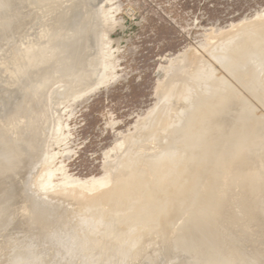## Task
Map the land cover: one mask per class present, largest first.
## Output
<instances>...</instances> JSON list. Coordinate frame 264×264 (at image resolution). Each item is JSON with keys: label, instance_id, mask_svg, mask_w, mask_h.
I'll return each instance as SVG.
<instances>
[{"label": "rangeland", "instance_id": "rangeland-1", "mask_svg": "<svg viewBox=\"0 0 264 264\" xmlns=\"http://www.w3.org/2000/svg\"><path fill=\"white\" fill-rule=\"evenodd\" d=\"M209 1L104 0L98 6L104 5L109 19L107 45L103 50L92 46L91 59L81 45L99 0H78L76 7L73 0H14L7 7L0 5V152L4 154L0 153V264H226L228 258L236 264H264V65L256 67L252 61L249 69L252 72L254 65L258 72L262 69L255 75L263 87L262 91L255 86L261 91L257 99L210 56L216 52L211 49L216 41L254 19L255 23L264 20V0H216L212 7ZM87 56L90 63L86 69L83 63ZM176 56L184 63H193V68L190 63L188 68L185 64L178 68ZM195 58L199 63H194ZM97 61L99 66L105 64L103 80L73 95L74 90H68L67 85L88 86L93 76L87 72L93 73ZM199 64L226 78V91L241 100L243 106L240 104L236 112L246 118L238 117V121L245 123L240 126L250 134L243 140L244 146L227 159L216 153L204 158L206 150L214 151V141L227 129L228 121L209 131L205 146L194 158L206 173L192 197L188 198L190 184L185 179L188 170L175 182L180 192L154 213L165 221L164 230L162 226L149 230L137 225L141 230L134 235L139 233L140 238L135 236L139 242L132 247L104 237L101 230L85 237L75 212L90 215L91 209L52 190L69 191L71 187L72 192L74 186H87L92 177H103L93 184V192L106 185L103 165L117 161L122 151L125 154L128 150H124L127 136L137 126V132L141 131L143 117L156 105V93L162 91L159 84L178 75V69L190 75L202 71L205 67ZM176 65L177 71L173 69ZM63 88L72 96L62 97ZM123 138L125 144L116 149ZM141 143L144 141L134 142L131 149L137 150V144L141 148ZM39 180L46 185L44 190H40ZM171 192H161V199H171ZM208 197L211 204L203 205L206 215L196 222L191 213ZM178 203L185 209L172 206ZM111 214L104 213L106 218ZM207 226L219 232L210 242L197 237L178 245L177 240L185 234H198Z\"/></svg>", "mask_w": 264, "mask_h": 264}, {"label": "bare ground", "instance_id": "bare-ground-1", "mask_svg": "<svg viewBox=\"0 0 264 264\" xmlns=\"http://www.w3.org/2000/svg\"><path fill=\"white\" fill-rule=\"evenodd\" d=\"M13 1L14 0H0V3H3L0 5L3 7L5 6L7 7L8 5H11L9 3ZM77 2L78 0H73V4L75 7L78 6ZM103 2L104 0H99L98 4H96L93 10L94 19H90L91 23L88 28V33L85 37H83L84 40L82 41L83 45H81V47L85 50L86 52L85 54L89 55V58L93 51L92 46H94V50L96 46H98L101 50H103L107 45V40H106L107 35L106 34L109 28V19L106 15L104 5L98 6L99 4H103ZM250 22L251 23H248V24L246 23L247 26L242 25L240 29L236 30V32H233L226 37L224 34L226 33L228 34L229 31L227 30V32H223V37L225 38H223L220 41H216L214 44L211 45L212 46L211 49L215 50L216 52L210 56L211 57L213 56L214 59L220 63L221 67L228 70L230 74L239 83H241V85H243L244 88L249 93H252L255 96V98L257 97L260 98L259 96L260 94L258 93H261V91H259V89L261 88L262 90L264 86L261 87L262 82H258L257 80L258 77L256 78L255 75L257 74L256 72H258L256 67H260L264 65V20L262 21L259 20V22L255 23V19H254L253 22L252 21ZM249 24H252V25L249 26ZM98 25H99V28H98ZM92 29L94 30L92 31ZM232 29H234V25ZM210 33L212 32H209L208 34L212 35ZM92 37L95 38V41L93 43L91 42L94 40L92 39ZM218 37L216 36V38L219 40ZM99 48L97 52L99 51ZM182 53L184 55V52ZM99 54H101V52H99L97 56H100ZM179 57L175 59L176 62H178ZM196 59L197 58H195V62H194L195 64L197 61ZM89 61L90 60H88V56H87V58L84 60V63H83L86 69H87V65L90 63ZM172 61L174 62V59ZM199 61L200 59L197 62L199 63ZM252 61H255L256 63L255 65L257 66L255 67L254 65V68L257 71L254 68L253 69L255 71L254 70L252 71V69H251L252 72L249 71V69L252 67L251 65ZM184 62L185 61L181 58V60H179V63H176L180 65L178 66V68L180 67L182 69L181 64L183 65L185 64L184 68L189 66L190 61L188 63H184ZM96 63L98 65H96L95 67L96 69L93 70L94 74L91 73L92 71L90 70L89 72H87L89 77L93 76L92 80L90 78L92 82H90L89 80L88 86L87 85L85 87L81 86L80 88V87H76L75 85H67L68 86L67 88H69L68 90L70 91L74 90V91H71L73 95L74 93H76L75 92L76 90L78 92L80 91V93L81 91H87L90 88L94 87L95 85L99 84L103 80V76L105 74L104 73L105 64L102 62L99 66L100 62L98 63L97 61ZM192 64L190 65V67L194 66V64L193 65ZM201 66L205 67L202 64ZM178 68L176 65L175 68L173 69L174 70L176 69L175 71H177ZM260 69L258 73L261 74V70L264 69V66L262 67L261 70ZM194 70L196 71L195 68ZM185 72L183 71L181 73V71L179 72V69H178L177 73L175 72L176 74L179 73L178 75H176L174 78H171V80L170 78L168 79V77L170 76L168 75L167 79L169 81L165 82L164 85L162 86L159 84V86L161 87L160 89L162 91L160 92L159 95H158L159 91L158 93H156L158 96L157 97L158 101L156 105L154 104L155 106L151 110H149L148 113H146L147 115L143 117L142 119L143 122L141 124V131L143 128L144 132L143 131L137 132V130H140V129H137L138 127L137 124L139 123L137 121L138 122L136 124L137 127L135 126L136 132L133 130L134 132L132 131L131 134L128 133L129 134L128 136L126 134L127 144L125 145L126 148L124 150L126 149L128 150L125 152V154L122 151V155H121L122 158L119 157V159L121 158L120 160L118 159L119 161L117 160L113 162L112 160H109L110 162L107 161L106 164L103 165L104 168L106 169V174L104 178L108 180L106 185H104L100 189L93 192L94 191V187H92L93 184L96 182H99L103 177H92L88 180V184H86L87 186H78L77 189L74 186L75 188L73 187L72 192H71V187L69 191L63 188H62L63 190H61L60 188H59L60 190L58 189L52 190L53 193L60 191L58 192L59 193L58 196H61L64 198H70L79 204L83 203L87 207V209H91L90 215H85V214L79 215L78 212H75L76 215L79 216L77 225L80 226V228L85 232L86 234L85 237H87L88 234L90 233L101 230L103 231L102 235L104 237L112 238L120 244H126L127 246L132 247V246H135L139 242L138 238H140V236H138L139 233L138 235H134L136 233V232L134 233V231L141 230V229H136L137 225H140L142 228L148 227V229L157 228L158 226H162L160 227V229L164 230L165 227L163 226V222L165 221L163 220L162 222V220L160 219V215L158 213L156 214L154 213L159 210V207L161 204L166 206L168 202H172V199H174L175 195H177L180 192V185L175 182L177 180V177L180 174H183V173L186 174L188 170L190 171V174L187 175L185 179H186V182L190 184L188 188L190 195L188 194V198L192 197V192H194L197 189L198 182L202 181V178L205 176V173H206V169L205 167H203V164L196 162L197 160H194V158L197 152L199 151V149L205 146L204 144L206 143V136L208 135L209 131L211 129H215L218 125H221L223 122L228 121L227 126L224 127L227 129L221 132V134L217 136V140L214 141V151L206 150L205 154L203 155L204 158H209L213 156V154L216 153L218 156L221 157V159H227L228 157L233 156L234 154L238 153V151H240L241 148L244 146L243 140L245 139L247 135H250V134L249 132L245 131V126H244V129L241 128L240 126V124L243 126V124L245 125V123H240L238 121L240 120L239 118L245 117L243 113L236 112V108L242 102H240L241 101L240 99H237V97L232 91L231 92L229 91L230 93L228 92V90L226 91V87L228 84L226 82V78L222 77V75L216 76L214 71L211 68H209L208 65H206V67L202 71L199 70L193 75H190V72L189 73L187 72L188 73L187 75L185 74ZM262 73L264 74V70H262ZM247 75L248 77H246ZM200 78L203 79V82L202 80H200ZM199 80L201 84H199L200 83ZM197 83L199 84L198 86L196 85ZM259 83H260V86L258 85ZM255 86H258L259 89L258 87L256 88ZM65 88H63V92ZM57 92H54V95L59 94V91ZM65 92L63 96L61 95L62 93L60 92L61 93L60 95L64 98L66 94ZM72 94L67 93L66 95L72 96ZM261 99H262V103H264L263 102L264 98L262 97ZM241 106H243V104H241ZM27 108L29 109V106ZM23 110L24 111L22 112H25V109ZM235 118H238L237 122L239 124L233 121V119ZM24 124L25 122L21 124V126H23ZM18 126L20 125L18 124ZM10 129L13 130V128H10ZM53 130H55V128ZM2 133H3V130H2ZM137 140L139 141V143L140 141L141 142L144 141L147 147H145L144 143H141L143 144L144 147L142 146L140 148L139 147L140 145L137 144L139 149L138 148L137 150L131 149L133 148V146H136L133 144L134 142L138 143ZM148 141H150V143L147 144ZM4 143L7 144L6 142ZM124 144L125 142L123 138V143L118 144L117 147H115V145L113 147H115L116 149L117 148L120 149L122 148ZM149 144H152V145L149 146ZM127 145H130V146L133 145V146L128 148ZM28 151H29V148H28ZM9 152L11 151L9 150ZM2 154L3 153H1V155ZM45 154L46 152L43 153V156L41 158L40 169L42 170H44V167L42 168V165L44 164V161H45ZM48 157H51V155ZM51 159H53V156ZM49 161H50V158H49ZM10 169H11V166H10ZM2 170H5V169H2ZM42 175L44 176L45 174L43 173ZM43 176L42 178H45ZM215 178L216 176L211 180V182H213ZM79 183H80L79 181H75V185H79ZM38 186L40 190H44L46 188V185L44 184L43 186L42 182H40V184L38 183ZM167 189H170L172 191L171 192L172 198L170 199V197L166 196L165 198L161 199L162 198L161 192ZM47 191L48 190H46V192ZM91 191L93 192L92 194L90 193ZM88 192L90 195H88ZM4 198H7V197H4ZM210 200H211L210 197L206 198L204 202L194 212L191 213L193 218H195L196 222H198L197 221L198 219L203 218V216L206 215L205 214L206 210H205V207H203V205L204 203L211 204ZM4 206H3V209H4ZM172 206L175 207V209H179L181 211L185 209V205L183 206V204L181 203L172 204ZM8 207H9V204H8ZM105 211H110V213L112 212L110 218L105 217L104 215ZM10 217H11V214H10ZM9 224H6V225H9ZM47 233L49 234V232ZM47 233H45L44 235H47ZM218 234L219 232L216 229V227L207 226V227H204L200 233L197 234L194 232H189L188 234H185L183 237L180 238V240H177V241H178V245H185L187 243L186 242L187 239L202 237L204 240L206 238L205 240L206 242H210L209 239L211 238L214 239L215 236H217ZM135 236L138 238H136ZM43 240L46 241L47 237L46 239H43ZM179 247H184V246H179ZM230 251L233 253L234 249H231ZM35 259L36 258L34 257V260ZM224 259H227V258H224ZM226 264H236V263L234 262V260L228 258ZM247 264H251L250 261Z\"/></svg>", "mask_w": 264, "mask_h": 264}, {"label": "trees", "instance_id": "trees-1", "mask_svg": "<svg viewBox=\"0 0 264 264\" xmlns=\"http://www.w3.org/2000/svg\"><path fill=\"white\" fill-rule=\"evenodd\" d=\"M209 3H211L210 6L212 7V6H214V4L216 3V0H210ZM203 5H204V3H203Z\"/></svg>", "mask_w": 264, "mask_h": 264}]
</instances>
